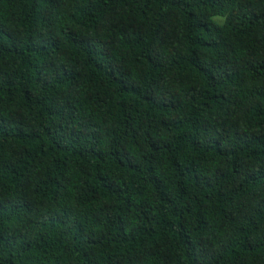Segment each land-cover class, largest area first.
Masks as SVG:
<instances>
[{"label":"trees","instance_id":"trees-1","mask_svg":"<svg viewBox=\"0 0 264 264\" xmlns=\"http://www.w3.org/2000/svg\"><path fill=\"white\" fill-rule=\"evenodd\" d=\"M0 264H264V0H0Z\"/></svg>","mask_w":264,"mask_h":264}]
</instances>
